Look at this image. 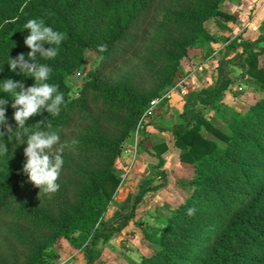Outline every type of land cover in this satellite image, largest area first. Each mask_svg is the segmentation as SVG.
<instances>
[{
	"label": "trees",
	"instance_id": "obj_1",
	"mask_svg": "<svg viewBox=\"0 0 264 264\" xmlns=\"http://www.w3.org/2000/svg\"><path fill=\"white\" fill-rule=\"evenodd\" d=\"M228 2L0 0V99L9 100L6 117L13 128L0 137L8 147L0 155V264H46L50 256L58 257V240L77 247L81 238L103 233L97 227L121 185L117 164L141 118L152 100L175 87L191 49L210 38L208 24L236 20ZM30 19L65 34L55 59L37 57L52 68L48 83L64 94V104L57 116L45 111L28 121L33 131H48L50 123L63 145L60 187L52 195L40 192L23 172L27 145L16 139L13 96L2 90L6 79L23 82L25 88L35 83L8 65L20 53L27 58L24 25ZM258 42H230L231 50L242 47L248 74L263 96L245 113L226 119V130L193 108L183 112V123L170 128L157 121L158 114L151 123L172 131L180 160L194 167V178L187 200L152 236L155 253L135 264H264V49ZM100 45L107 50L100 51ZM91 52L99 63L72 94L71 78L84 69ZM188 98L186 105L193 103ZM207 101L213 103L201 99ZM42 120L43 128L37 129L34 124ZM155 149L163 163L165 143ZM146 192L137 195L118 231L135 218ZM189 209L195 210L191 216Z\"/></svg>",
	"mask_w": 264,
	"mask_h": 264
},
{
	"label": "rangeland",
	"instance_id": "obj_2",
	"mask_svg": "<svg viewBox=\"0 0 264 264\" xmlns=\"http://www.w3.org/2000/svg\"><path fill=\"white\" fill-rule=\"evenodd\" d=\"M255 2L256 0H229L227 6L236 20L228 23L213 21L208 24L210 38L191 49L190 59L184 64L179 78L186 82V91L171 90V97L165 100V106L169 105L170 108L164 116L165 122L171 125L183 123V112L189 111L188 107L193 108L195 99H202L204 92L208 91L204 79L195 81L199 72L204 77L213 75L218 80L221 77L225 79L222 83L224 86H220L221 89L227 86L222 90L223 98L218 99L217 103L210 104L207 101L198 105L208 119L222 130L227 128L226 119L231 120L236 114L245 113L263 96L260 84L248 74V65L242 52H239L240 48H235V53L242 56L239 59L242 64H231L232 59L229 57L231 51H234L229 49L230 42L235 38L243 41L242 34L248 29V22L245 24L242 21L240 24L239 10L243 9L248 13L247 17L245 14V19L249 21L254 14L249 5L253 6ZM98 63L99 57L91 52L84 69L71 78L72 94L78 93L89 72L95 70ZM260 65L264 68V54L260 58ZM188 97L193 98V103L186 105ZM161 112L164 113V109ZM147 127L144 126L145 129ZM148 131L146 134L141 132L134 135L117 164L121 185L107 216L97 227L103 233L81 238L77 247L67 239L58 240L54 247L58 257L50 256L46 264H86L90 259L95 260L93 264H135L144 256L155 253L157 246L151 242V238L160 234L164 228L162 221L169 218L191 194L190 182L194 178V167L180 160V149L175 146L172 131L156 127H149ZM203 134L214 139L207 131H203ZM136 141L139 146L135 153L133 149ZM161 143H165L167 148L162 153L163 163H160L155 149ZM145 191L147 192L137 206L135 218L118 231L130 216L137 195Z\"/></svg>",
	"mask_w": 264,
	"mask_h": 264
},
{
	"label": "clouds",
	"instance_id": "obj_3",
	"mask_svg": "<svg viewBox=\"0 0 264 264\" xmlns=\"http://www.w3.org/2000/svg\"><path fill=\"white\" fill-rule=\"evenodd\" d=\"M24 28L28 31L24 43L30 51L20 53L15 58H10L8 65L11 71L34 78V85L25 88L23 82L4 80L2 90L13 96L11 107L14 109L13 119L16 122V139L19 144H26L24 148L25 162L23 172L40 192L55 194L60 185L57 183L64 160L62 157L63 145L60 136L51 131V124H47L48 131H33L28 121L47 112L52 116L59 115L64 104V94L54 84L48 83L52 68L42 64L37 57L45 60L55 59L59 46L65 39V34L46 26L43 20L30 19ZM47 46V47H46ZM100 51H106V45L98 46ZM2 70V69H0ZM8 99H0V137H5L13 132L12 125L6 117ZM45 121L35 125L37 129L43 128ZM60 145V147H57ZM8 147L0 143V155H6ZM194 209L188 210V215L194 214Z\"/></svg>",
	"mask_w": 264,
	"mask_h": 264
},
{
	"label": "crops",
	"instance_id": "obj_4",
	"mask_svg": "<svg viewBox=\"0 0 264 264\" xmlns=\"http://www.w3.org/2000/svg\"><path fill=\"white\" fill-rule=\"evenodd\" d=\"M246 2H248V0H246ZM252 9V14H253V11H254V14L252 15V19H250L249 21H246L245 19V14H246V17H247V12L245 10H239V15H240V24H242V21L246 24L248 22V29L246 30V33H243L242 34V38H244V40L246 41H259L258 44H257V47L259 48H262L264 49V40H259L260 38H263L264 39V0H256L255 4L252 6V5H249ZM251 14V13H249ZM239 41V40H238ZM240 42V41H239ZM240 48V53L242 52V47H238ZM237 51V49L234 51H231L230 53V59H232V62L231 64H235L236 62H240L242 64V62L239 60L242 58V56H238V54H236L235 52ZM217 77H214L213 78V75L212 77L210 76H206L204 77V75H202L201 72L197 73L196 74V78H195V81H199V80H203L206 82L207 84V92H204V97H208L210 101H212L213 103H217L218 102V99H221L224 97V93L222 92L223 89L227 88V86H225V88L221 89L222 87H220L222 85V83H224L225 79H223V77H221L219 80L218 78L215 79ZM229 78V77H228ZM227 80V79H226ZM227 82V81H226ZM227 85V83H225ZM224 86V85H222ZM220 87V88H219ZM219 90V91H217ZM203 95V94H202ZM194 97V95H193ZM201 99V98H200ZM198 99H195V102L197 101ZM201 102L197 103L195 105V107H198V110H200V105ZM189 110H192V108L190 109V107H188ZM169 105H166L164 107V113L163 112H160L158 111V119L157 121L159 123H166L165 127H169L171 126V124H169L168 122H165L164 121V116L165 114H167L169 112ZM194 110V109H193ZM160 112V113H159ZM211 112H214L213 110ZM169 125V126H168ZM166 129V128H165ZM167 131V129H166ZM169 131V130H168Z\"/></svg>",
	"mask_w": 264,
	"mask_h": 264
},
{
	"label": "built area",
	"instance_id": "obj_5",
	"mask_svg": "<svg viewBox=\"0 0 264 264\" xmlns=\"http://www.w3.org/2000/svg\"><path fill=\"white\" fill-rule=\"evenodd\" d=\"M172 90H180V92H185L186 91V82L179 80L178 84H176ZM170 97H171V95L169 92V93L165 94L164 96H162L160 98H156L150 102L149 108L144 113L143 117L141 118V120L139 122V125L137 127L135 135H138L141 132L143 134H145V132H149L148 128L152 127L151 123L154 122L156 114H158L159 109H160V111L164 109L165 100L170 98ZM199 102H201V99H198L196 101V104ZM193 109L196 111L198 110V107H195V102H194ZM144 126H148V127L145 129ZM138 146H139V143H137V141H136V144H135L134 149H133V150H135V153L138 149Z\"/></svg>",
	"mask_w": 264,
	"mask_h": 264
}]
</instances>
